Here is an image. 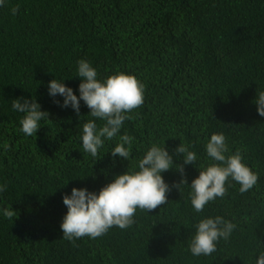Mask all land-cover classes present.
I'll list each match as a JSON object with an SVG mask.
<instances>
[{"label": "trees", "instance_id": "16d2710c", "mask_svg": "<svg viewBox=\"0 0 264 264\" xmlns=\"http://www.w3.org/2000/svg\"><path fill=\"white\" fill-rule=\"evenodd\" d=\"M19 6L16 15L11 9ZM98 80L123 72L144 85V103L105 140L96 157L82 148L83 124L95 119L80 102L79 118L48 95L52 79L79 96L77 61ZM264 91V0H5L0 7V264H256L264 253V117L256 93ZM35 99L48 120L31 137L12 100ZM58 101L59 103H54ZM51 121V122H50ZM133 137L125 161L111 151L119 136ZM223 133L228 154L258 175L241 194L229 178L226 194L197 213L191 182L214 161L205 145ZM189 145L196 161L181 174L161 173L171 191L164 205L137 209L134 223L92 239H63L71 190L99 192L138 162L153 145ZM125 147H128L127 145ZM5 208L17 215L7 218ZM222 217L236 225L211 255L188 250L195 225Z\"/></svg>", "mask_w": 264, "mask_h": 264}, {"label": "clouds", "instance_id": "9594fccd", "mask_svg": "<svg viewBox=\"0 0 264 264\" xmlns=\"http://www.w3.org/2000/svg\"><path fill=\"white\" fill-rule=\"evenodd\" d=\"M4 3L5 0H0V7ZM11 11L16 15L19 6ZM77 64L78 77L81 80L78 86L79 96L55 78L48 83V95L53 98L61 96L63 103L60 107H71L78 118L80 102L83 101L90 110L88 115L104 122L98 127L95 119H92L82 127V148L92 157H96L104 141L115 138L124 121L131 119L127 113L144 103V85L135 76L123 72L109 75L101 81L89 62L81 59ZM54 103L59 102L54 100ZM254 103L257 114L264 117V91L256 93ZM12 108L23 114L20 130L26 136H33L40 128L39 122L48 120L49 113L41 111L40 105L33 98L29 100L20 97L12 100ZM132 143L133 137L127 133L120 135L119 143L110 152L111 155L127 161L131 157ZM189 147L180 143L174 154L182 163L173 164V157L169 155L164 144L162 147L153 144L139 160L138 171L129 170L115 176L99 192L73 188L71 195L62 196V202L67 208L60 225L63 239L72 241L84 236L95 239L114 226L126 229L134 223L133 217L138 208L148 212L164 205L167 201L166 193L171 188L165 183L161 173L174 169L181 174L182 179L179 185L174 184L173 187L179 189L181 185H187V181L183 179V165H193L197 158L196 153L190 151ZM205 150L214 163L202 166L198 177L191 182L190 202L197 213L202 212L208 202L224 197L227 191L225 184L229 178L240 185L241 194L252 189L258 180V175L242 163L240 150L228 154L230 150L223 133H213L205 145ZM5 190L6 185L0 186V192ZM3 215L15 218L17 213L11 208H5ZM235 227V224L220 216L201 219L195 225L196 232L188 250L193 256L211 255L217 251V242L221 238L227 241ZM256 264H264V253L258 256Z\"/></svg>", "mask_w": 264, "mask_h": 264}]
</instances>
